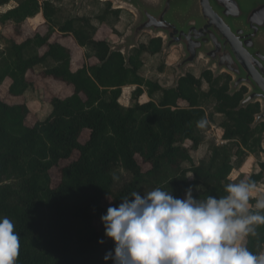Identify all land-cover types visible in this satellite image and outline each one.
<instances>
[{"label":"trees","instance_id":"obj_1","mask_svg":"<svg viewBox=\"0 0 264 264\" xmlns=\"http://www.w3.org/2000/svg\"><path fill=\"white\" fill-rule=\"evenodd\" d=\"M12 2L16 5L0 12V24L12 25L15 35L39 16L47 27L45 34L37 31L22 42L0 33V88L8 81L7 95L20 100L0 98V218H9L19 237L15 264H106L105 254L114 250L101 221L109 208L103 205L107 198L118 206L133 191L143 194L160 187L184 199L191 186L197 200L220 199L229 182H262L264 162L247 179L242 174L230 179L247 155L259 152L264 135V122L253 127L261 104L237 110L249 90L242 87L231 95L230 75L187 73L175 87H164L141 75L143 55L160 54L162 37L131 49L127 62L121 52H112L106 39L96 38L99 27L91 20L63 19L52 0H0V11ZM106 5L99 23L109 16L120 20L123 10L112 9L109 1ZM110 26L116 33L115 23ZM55 33L72 36L86 59L97 63L74 71L70 49L51 40ZM38 69L39 76L65 84L71 93L52 96L48 115L30 125L26 95L35 91V83L28 76ZM127 86L136 89L134 104L126 107L120 99ZM145 94L149 101L140 103ZM209 104L223 117L226 143L212 144L209 157L196 163L190 152L203 144L197 122L208 121ZM84 131L89 135L82 142ZM70 160L60 168L54 187L53 169ZM255 203L251 199L249 205ZM244 244L255 254L264 252V225Z\"/></svg>","mask_w":264,"mask_h":264},{"label":"clouds","instance_id":"obj_2","mask_svg":"<svg viewBox=\"0 0 264 264\" xmlns=\"http://www.w3.org/2000/svg\"><path fill=\"white\" fill-rule=\"evenodd\" d=\"M205 119L197 122L204 128ZM256 182L241 179L225 185L227 195L203 200L190 186L184 199L160 187L133 191L101 216L105 236L114 242L104 261L112 264H264L242 243L264 225V195L253 199ZM101 244L104 240L99 241ZM19 237L9 218H0V264H15Z\"/></svg>","mask_w":264,"mask_h":264},{"label":"water","instance_id":"obj_3","mask_svg":"<svg viewBox=\"0 0 264 264\" xmlns=\"http://www.w3.org/2000/svg\"><path fill=\"white\" fill-rule=\"evenodd\" d=\"M116 1L132 7L140 19L125 43L114 46L112 52H121L128 62L142 33L164 37L162 50L181 46L184 51L177 66L178 80L187 74V66L204 56L208 70L215 68V77L226 73L233 78L231 95L248 88L237 110L258 102L263 107L253 127L264 122V48L260 44L264 39V0H160L156 7L143 0Z\"/></svg>","mask_w":264,"mask_h":264},{"label":"rangeland","instance_id":"obj_4","mask_svg":"<svg viewBox=\"0 0 264 264\" xmlns=\"http://www.w3.org/2000/svg\"><path fill=\"white\" fill-rule=\"evenodd\" d=\"M53 3L58 6L60 11V16L63 19L70 18H87L91 22L99 27L96 38L98 40L106 39L111 46H119L125 43L126 39L131 34V29L134 28L140 19V16L136 10L127 5H122L116 0H52ZM111 2L112 9H122L123 13L120 20H115L113 16H109L107 22L100 24L98 18L102 16L106 9V2ZM150 6L156 7L159 5L160 0H143ZM16 3L12 2L10 5L1 9V13L11 9L15 6ZM111 23L116 25V33L111 27ZM40 32L45 34L47 32V27L45 25L44 19L42 16L35 18L34 20L27 21L22 27L21 35H15L12 25H1L0 24V33L4 34L6 37H14L18 42H22L27 37H32L35 32ZM151 38H155L154 35L150 32L142 33L136 44L139 46L144 42H148ZM163 41L165 40L164 37ZM52 41H59L68 47L72 54V68L74 71L82 67L83 65H89L97 63L95 59L88 60L85 57V50L80 48L72 36H64L59 33H55L51 39ZM261 46L264 48V39L260 40ZM3 48L0 43V49ZM44 51V50H42ZM184 51L181 46H175L170 49V51L162 52L158 55L152 56L150 54L143 55L144 67L141 70V75L145 79H150L156 82H159L164 87H174L178 80V64L184 58ZM209 61L204 56H200L197 62L194 65H189L185 68V73H191L196 77H201L203 71L208 70ZM40 69L36 70L34 73H29V78L35 83V91L27 92V105L30 108L32 114L28 117V124L32 125L36 119H43L48 115L50 111L49 100L52 96L66 97L71 93V88L57 82L52 79H44L38 75ZM213 73L215 68L212 69ZM226 74V73H222ZM220 74V75H222ZM219 75V76H220ZM7 81L0 88V98L9 102V103H18L20 100L11 98L7 95V89L9 86ZM125 89V88H124ZM123 89V90H124ZM129 89V95L126 98L120 99V103L123 106H131L134 104L132 100V94L136 87ZM204 90H208V86H204ZM123 95V94H122ZM149 101L148 96L145 94L139 99L140 103H145ZM262 106V105H261ZM263 107V106H262ZM206 112L208 116L207 124L204 128H201V133L203 136V144L197 151H191V156L194 158L196 163H199L202 160H206L210 154V147L212 144L221 145L223 140V129L221 128V123L223 117L214 114V105L209 104L206 106ZM82 142L86 141L88 138V131L83 132ZM192 146L191 142L187 141L185 147L189 148ZM78 155L74 156L76 159ZM70 161H64L61 163L59 168L53 169L51 175L53 178V186L56 187L60 181V168L69 164ZM138 161L142 163V160L138 157ZM264 162V135L262 137L261 148L258 153L254 155H247L242 161L240 167L236 168L230 176L232 181L236 180L241 174L247 179L251 174L259 171V164ZM143 165L144 170H148V165ZM192 179V176H189ZM264 195V179L262 182L256 186V190L253 193V199L256 200V197ZM104 207L108 208L112 205V199L107 198L103 202ZM250 209L254 208L249 205ZM96 226L100 228V224L96 223ZM244 244V240L242 241Z\"/></svg>","mask_w":264,"mask_h":264},{"label":"bare ground","instance_id":"obj_5","mask_svg":"<svg viewBox=\"0 0 264 264\" xmlns=\"http://www.w3.org/2000/svg\"><path fill=\"white\" fill-rule=\"evenodd\" d=\"M129 89L128 88H125L124 90H123V95H122V98H126L127 97V95H129Z\"/></svg>","mask_w":264,"mask_h":264},{"label":"crops","instance_id":"obj_6","mask_svg":"<svg viewBox=\"0 0 264 264\" xmlns=\"http://www.w3.org/2000/svg\"><path fill=\"white\" fill-rule=\"evenodd\" d=\"M132 87L135 88V86H127V87H125V88H130V90H131ZM123 89H124V88H123ZM143 96H144V95H143ZM26 97H27V95H26Z\"/></svg>","mask_w":264,"mask_h":264},{"label":"built area","instance_id":"obj_7","mask_svg":"<svg viewBox=\"0 0 264 264\" xmlns=\"http://www.w3.org/2000/svg\"><path fill=\"white\" fill-rule=\"evenodd\" d=\"M225 143H226L225 141L222 142V144H225Z\"/></svg>","mask_w":264,"mask_h":264}]
</instances>
